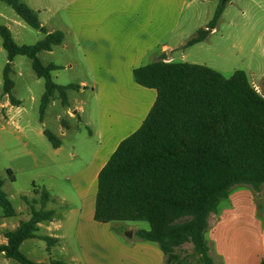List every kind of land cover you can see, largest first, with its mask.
<instances>
[{
  "label": "trees",
  "instance_id": "obj_1",
  "mask_svg": "<svg viewBox=\"0 0 264 264\" xmlns=\"http://www.w3.org/2000/svg\"><path fill=\"white\" fill-rule=\"evenodd\" d=\"M0 2L44 34L35 44L18 45L10 30L0 25L7 53L2 92L11 105H19L12 95L11 64L17 56L27 57L36 77L44 82L39 104L42 123L56 97L62 107H68V91L81 89L78 84L57 85L51 74L62 67L43 65L38 57L61 45L64 34L47 32L37 13L22 0ZM223 9L219 5L206 28L199 29L182 48L202 42L215 29ZM133 78L136 84L155 90L156 98L140 126L118 143L99 171L93 219L101 224L148 223V230H137L134 235L157 244L165 264H180L182 258L176 250L187 243L199 264H216L206 239L210 215L234 187L247 186L254 192L264 188V97L242 70L224 77L207 66L187 62H152L135 68ZM43 134L54 149L60 147V139L52 132L44 130ZM6 173L14 182L12 171ZM5 182L0 177V208L8 218L16 211L4 191ZM32 187L34 198L22 196L30 207L29 219L5 233L7 242L0 245V254L20 264H68L52 257L35 262L20 250L25 240L33 238L46 243L49 255L59 244L56 238L37 235L38 224L52 221L55 212L46 209L53 200L48 191L35 183ZM37 204L39 209L34 207Z\"/></svg>",
  "mask_w": 264,
  "mask_h": 264
},
{
  "label": "crops",
  "instance_id": "obj_2",
  "mask_svg": "<svg viewBox=\"0 0 264 264\" xmlns=\"http://www.w3.org/2000/svg\"><path fill=\"white\" fill-rule=\"evenodd\" d=\"M193 1L70 0L65 6L69 32L86 62L96 99L120 101L116 105L125 113L116 115L106 110L103 103L98 105L97 149L89 163L69 177L80 204L78 207L47 204L46 209L55 213L52 221L38 224L37 235L56 238L59 244L50 249L49 255L43 240L27 239L20 250L28 259L47 262L52 257L68 264H165L157 244L141 241L134 235L140 229L128 227L126 232L132 234L123 237L120 226L94 221L96 182L118 143L140 126L156 98L155 90L135 83L133 70L159 61L157 55L162 52L167 62L171 61L169 54L173 47L184 45L175 44L174 34L183 9ZM9 104L6 102L5 106ZM70 107V102L63 107L70 119L80 116L79 110ZM62 146L61 141L55 150H61ZM89 179L93 185L88 189ZM249 189L236 191L228 205L220 208L219 204L209 217L208 230L214 247L212 241H207L216 264H264V188L259 192ZM34 207L39 209L38 204ZM29 216L28 206L23 212L16 211L13 217H4L3 211L0 212V245L7 242L5 233L15 231ZM0 264L20 263L0 254Z\"/></svg>",
  "mask_w": 264,
  "mask_h": 264
},
{
  "label": "rangeland",
  "instance_id": "obj_3",
  "mask_svg": "<svg viewBox=\"0 0 264 264\" xmlns=\"http://www.w3.org/2000/svg\"><path fill=\"white\" fill-rule=\"evenodd\" d=\"M22 2L37 13L46 31H61L64 34L61 45L38 55L43 65L53 63L62 67L51 74L53 81L57 85H79L81 81L87 84L82 85L79 91H68L70 109L79 110L80 116L70 119L56 97L47 107L41 123L39 104L44 92V82L36 77L27 57L17 56L11 64L10 77L14 82L12 95L19 101V105L10 103L8 107L5 106L6 102H10L2 92V72L7 63V53L0 37V177L6 180L4 191L19 213L27 207L22 196L30 199L35 197L32 183L48 191L53 199L48 206L78 207L80 200L69 177L88 164L97 149L100 127L98 105L103 103L106 110L116 115H124L125 112L116 105L120 101H98L91 89L86 62L69 32L65 6L70 0ZM219 5L221 0H194L187 5L174 34L175 44H185L199 29L206 28ZM0 25L10 30L18 45H32L44 37L41 31L29 27L9 6L1 2ZM163 53L157 55V58ZM169 58L172 62L207 66L224 77L242 70L251 85L264 97V0H228L212 33L207 32L202 42L191 47H173ZM84 86H87L85 90ZM44 130L52 132L62 141L61 150L56 151L51 146L43 134ZM7 169L12 171L14 182L8 180ZM92 185L89 179L88 189ZM246 189L249 187H234L228 198L220 203V208L231 202L230 196L236 191ZM2 211L0 208V212ZM113 224L121 227L123 237H130L132 234L131 231L126 232L128 227L149 228L146 222ZM209 232L210 230L206 233V239L212 241ZM211 245L214 247L213 241ZM176 253L182 258L180 264H199L192 255L190 243L184 244Z\"/></svg>",
  "mask_w": 264,
  "mask_h": 264
},
{
  "label": "water",
  "instance_id": "obj_4",
  "mask_svg": "<svg viewBox=\"0 0 264 264\" xmlns=\"http://www.w3.org/2000/svg\"><path fill=\"white\" fill-rule=\"evenodd\" d=\"M228 0H221V4L224 5ZM159 61H163V62H167V56L165 53H163L160 57H159ZM131 236V235H129Z\"/></svg>",
  "mask_w": 264,
  "mask_h": 264
}]
</instances>
